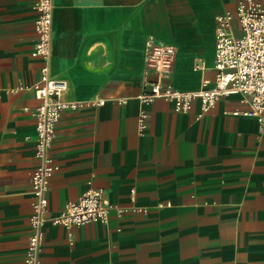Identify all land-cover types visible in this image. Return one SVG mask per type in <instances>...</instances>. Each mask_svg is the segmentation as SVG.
<instances>
[{"label":"crops","instance_id":"1","mask_svg":"<svg viewBox=\"0 0 264 264\" xmlns=\"http://www.w3.org/2000/svg\"><path fill=\"white\" fill-rule=\"evenodd\" d=\"M238 1L54 0L45 60L32 56L36 0H0V264H24L38 101L18 87L38 82L45 65L67 81L65 101H105L60 119L50 215L90 189L146 212L113 211L107 225L71 231L48 221L42 264H264V127L225 115L245 108L239 97L207 113L200 101L177 113L160 99L145 107L143 133L138 120L143 82L156 79L145 75L146 41L176 48V89L212 87L216 17ZM233 32L241 35L237 22Z\"/></svg>","mask_w":264,"mask_h":264},{"label":"built area","instance_id":"2","mask_svg":"<svg viewBox=\"0 0 264 264\" xmlns=\"http://www.w3.org/2000/svg\"><path fill=\"white\" fill-rule=\"evenodd\" d=\"M54 0H36L38 14L35 23L37 42L33 57L48 59L52 49ZM237 22L241 35L233 32ZM177 50L171 45L153 38L146 41L145 75L155 74V80L145 79L143 92L138 96L141 110L138 116L140 131H146L148 112L145 107L157 100L172 103L177 113H189L196 101H200L203 113H207L222 99L239 97L244 109L225 115L249 117L258 120L264 127V0H239L234 13L227 12L216 17L215 62L216 75L213 86L186 92L176 89L170 82ZM204 63L196 65L195 71H202ZM41 78L29 86L19 84V90L31 91L38 101L32 110L36 119L35 155L38 164L31 175V193L34 196L33 211L29 217L30 235L23 258L24 264H42L41 253L45 242V226L48 221L71 231L75 227L98 223L107 225L115 211L118 217L128 213L146 212L145 209L124 208L114 205L102 189H90L77 200L68 202L55 215H50L48 193L51 180L59 170L52 155L57 139V126L63 113L85 106H103L105 101L64 100L68 88L65 80L51 75L47 65L40 70ZM127 100L120 99L122 104ZM31 111V110H30ZM134 194V193H133ZM134 198V197H133ZM50 215V216H49Z\"/></svg>","mask_w":264,"mask_h":264}]
</instances>
